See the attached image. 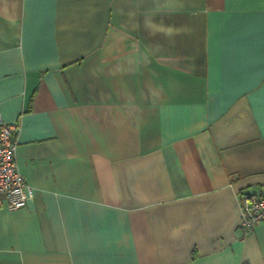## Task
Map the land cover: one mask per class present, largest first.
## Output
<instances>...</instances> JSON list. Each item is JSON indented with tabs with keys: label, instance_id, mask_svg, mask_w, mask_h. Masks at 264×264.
<instances>
[{
	"label": "crops",
	"instance_id": "obj_1",
	"mask_svg": "<svg viewBox=\"0 0 264 264\" xmlns=\"http://www.w3.org/2000/svg\"><path fill=\"white\" fill-rule=\"evenodd\" d=\"M0 113V264H264V0H0Z\"/></svg>",
	"mask_w": 264,
	"mask_h": 264
},
{
	"label": "built area",
	"instance_id": "obj_2",
	"mask_svg": "<svg viewBox=\"0 0 264 264\" xmlns=\"http://www.w3.org/2000/svg\"><path fill=\"white\" fill-rule=\"evenodd\" d=\"M17 133V127L3 122L0 113V194L5 196L10 211L23 209L33 195L16 165ZM240 210L239 226L247 234L264 223V192L241 195Z\"/></svg>",
	"mask_w": 264,
	"mask_h": 264
},
{
	"label": "clouds",
	"instance_id": "obj_3",
	"mask_svg": "<svg viewBox=\"0 0 264 264\" xmlns=\"http://www.w3.org/2000/svg\"><path fill=\"white\" fill-rule=\"evenodd\" d=\"M168 34H171V29L168 30Z\"/></svg>",
	"mask_w": 264,
	"mask_h": 264
}]
</instances>
